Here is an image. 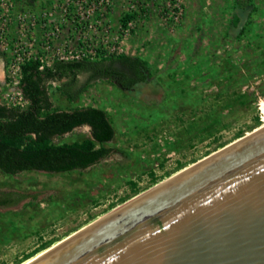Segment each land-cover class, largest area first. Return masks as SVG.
Here are the masks:
<instances>
[{
	"label": "rangeland",
	"instance_id": "rangeland-1",
	"mask_svg": "<svg viewBox=\"0 0 264 264\" xmlns=\"http://www.w3.org/2000/svg\"><path fill=\"white\" fill-rule=\"evenodd\" d=\"M10 1L14 7V20L9 30V39L14 43L23 30L26 35L24 41L35 39L40 46L49 41L54 47L67 51L94 53L95 49L101 47L107 51L142 57L156 69H163L169 57L167 54L182 46L181 53H186V56L174 78L166 74L160 76L171 92L178 93L180 89L191 92L197 103L201 102L197 100L201 99L197 95L214 96L220 87L229 91V74L238 73L234 75V79L238 80L247 74L253 56L264 57V42L248 44L247 40L235 43L225 41L222 37L227 22L224 23L223 19L219 21L221 26L214 25L205 29L194 27L196 17L192 19L188 15L193 12V7L201 11L202 15L198 14L197 18L199 15L202 18L205 16L211 22L213 18L216 24L215 18H222V14L216 16L215 11L212 12L224 0H179L182 14L173 26L161 18V10L168 0ZM257 2L260 3L259 0ZM231 3L232 0L227 6ZM259 8L261 15L255 33L262 35L264 1L259 4ZM226 9L229 13H223V17L228 20L231 10L230 7ZM18 14L26 15L27 26H20L16 18ZM126 14L133 16V20L128 21L132 23L128 35L123 32L127 26L121 27V20ZM29 20H35L34 27L30 26ZM186 23H191L192 28L186 29ZM36 51L39 53L38 49ZM10 60L9 54L6 62L0 60V83L7 76ZM225 63L232 70L225 71ZM87 77V74L79 75V83ZM238 91L249 95L246 106L234 107L233 111H218L221 125L216 127L213 137L203 141L195 139L191 144L185 142L179 149H174L169 146L173 145L179 133H183L178 118L183 120L187 117H178L179 113L170 109L158 111L156 103L162 92L154 79L127 92L117 90L106 81H94L76 106L104 108L116 132L115 139L109 145L127 152L130 159L114 153L83 172L71 174L27 172L8 177L0 173V192L15 191L30 196L15 207L0 208V215L20 212L21 217H13V222L27 225L33 232H37L24 239L0 242V264H16L42 244L60 241L105 214L111 205L119 206L122 198L132 195L130 183H135L137 189L143 192L153 186V179L159 183L191 165L193 161L197 162L206 154L213 153L218 145L233 142L238 131L248 134L254 127L256 116L260 117L262 126L264 71L252 73L247 81L238 86ZM187 100L184 102L188 103ZM51 101L62 109L71 107L54 89H51ZM88 136V127H82L55 141L73 142ZM180 167L183 168L178 170ZM29 202L33 205L24 208Z\"/></svg>",
	"mask_w": 264,
	"mask_h": 264
},
{
	"label": "trees",
	"instance_id": "trees-1",
	"mask_svg": "<svg viewBox=\"0 0 264 264\" xmlns=\"http://www.w3.org/2000/svg\"><path fill=\"white\" fill-rule=\"evenodd\" d=\"M263 1L259 0L260 3ZM259 4L256 0H232L231 5L228 6L231 12L227 29L222 38L233 43L247 40L248 44H262L264 32L262 35L255 33V26L261 15ZM145 12L146 10L143 13ZM131 20H133L132 15H124L121 27L125 28ZM181 50L182 46L174 49L166 59L163 69H156L142 57L109 53L101 47L95 49L94 57L85 56L67 62L55 61L50 67L42 69L38 60L33 58L24 60L20 66L18 88L28 102L27 106L9 107L0 102V173L8 177L27 172L71 174L83 172L114 153L130 159L127 152L109 145L115 139L116 132L104 108L76 106L83 93L96 80L106 81L117 90L127 92L139 84L149 83L154 79L162 92L159 102L156 103L158 111L164 112L170 109L179 113L178 117H187L183 120L175 117L182 124L183 133L178 134L176 141L169 148L179 149L185 142L191 144L195 139L203 141L213 137L214 130L221 125L218 111L226 109L233 111L234 107L246 106L249 95L240 93L238 86L247 81L252 73L264 71V57L253 56L248 64L247 74L239 77L238 80L234 79V75H239L238 73L229 74L231 87L229 91L220 87L219 92L214 96L197 95L201 98H197L201 101L197 103L196 97L192 96L191 92L187 93L183 89L178 93L171 92L168 84L160 76L166 74L167 77L174 78L181 67L182 59L186 56ZM0 60L7 61V54L1 49ZM227 65L225 63L223 68L229 72L232 69ZM81 74H87L88 77L84 82L79 83L78 76ZM52 83L56 85L53 86ZM51 89L64 97L71 107L62 109L55 106L51 101ZM185 100L188 103L184 102ZM260 125V117L256 116L254 127L250 131ZM82 127H88V137L73 142L55 141ZM242 136H244L243 131H238L234 140ZM227 144L218 145L214 151ZM156 183L153 179L152 185ZM130 186L132 195L122 198L118 205L142 191L137 189L135 183H130ZM28 198L30 196L25 193L0 192V208L15 207ZM32 205L33 203L29 202L24 208ZM115 207L116 205L113 204L107 211ZM18 216L21 217L20 212L0 215V242H9L15 238L24 239L37 233L27 225L14 223L12 218ZM54 243L50 241L42 244L16 264H21Z\"/></svg>",
	"mask_w": 264,
	"mask_h": 264
},
{
	"label": "water",
	"instance_id": "water-1",
	"mask_svg": "<svg viewBox=\"0 0 264 264\" xmlns=\"http://www.w3.org/2000/svg\"><path fill=\"white\" fill-rule=\"evenodd\" d=\"M122 205L28 264H264V128Z\"/></svg>",
	"mask_w": 264,
	"mask_h": 264
},
{
	"label": "built area",
	"instance_id": "built-area-1",
	"mask_svg": "<svg viewBox=\"0 0 264 264\" xmlns=\"http://www.w3.org/2000/svg\"><path fill=\"white\" fill-rule=\"evenodd\" d=\"M13 5L10 0H0V49L6 54H9L11 60L8 66L7 76L0 83V102L9 107L25 108L28 102L24 99L20 89L18 88L20 77V66L24 60L36 59L40 63V69L50 67L55 61H73L79 60L82 57H94L93 51H67L61 47H54L52 43L46 41L42 46L36 43L33 39L31 42L24 41L26 36L23 30L20 32V37L14 43L9 39V30L14 20L12 9ZM162 20L169 21L173 26L182 14V5L179 0H168L163 5L161 10ZM145 13H143V16ZM17 20L21 23V27L27 26L26 15L18 14ZM31 27H34L35 20H29ZM132 23H128L123 30L125 35H128ZM33 48L35 51L33 52ZM36 49L39 50L36 51ZM109 53L120 54L117 51H108Z\"/></svg>",
	"mask_w": 264,
	"mask_h": 264
},
{
	"label": "crops",
	"instance_id": "crops-1",
	"mask_svg": "<svg viewBox=\"0 0 264 264\" xmlns=\"http://www.w3.org/2000/svg\"><path fill=\"white\" fill-rule=\"evenodd\" d=\"M229 1L230 0H224L223 2H221L220 3V5H216V7H217V9H214L213 10V12L212 13H214V11H215V14H216V16H218L219 14H222L221 15V17L222 18H215V20H216V24L214 23V20H213V18H212V22L211 21H209V20H207L206 19V17L204 16L203 18H202V14H201V11H200V9L198 8H196V9H194V7H193V12H191V13H189L188 15L190 16V18H192L193 19V17L195 16L196 17V22L194 23L195 25H194V27L196 28V29H205V28H210V26H214V25H216V26H221V22H219V21H222L221 19H223V22L225 23V22H228V20L225 18V16L223 17V13H224V15H226V14H228L229 13V10H224L225 8H227L228 6L227 5H229L228 3H229ZM224 8V9H223ZM187 13H188V11H187ZM226 13V14H225ZM198 14H201V15H199V18H197L198 17ZM211 15V14H210ZM205 21H204V20ZM185 20H187V17L185 16ZM223 23V24H224ZM184 24V23H183ZM191 23H186V29H191L192 28V26L190 25ZM223 26V25H222ZM225 27V26H224ZM144 28V27H143ZM227 29V28H226ZM138 35L139 36H141V32H139L138 33ZM141 38V37H140ZM139 41H143L142 39H139ZM174 50H172L171 51V53L173 52ZM155 53V52H154ZM171 53H168L167 55H170Z\"/></svg>",
	"mask_w": 264,
	"mask_h": 264
},
{
	"label": "bare ground",
	"instance_id": "bare-ground-1",
	"mask_svg": "<svg viewBox=\"0 0 264 264\" xmlns=\"http://www.w3.org/2000/svg\"><path fill=\"white\" fill-rule=\"evenodd\" d=\"M263 121H264V117H263ZM263 128H264V124L261 126V129H263ZM258 130H259V129H257L256 131H258ZM159 185H160V184H159ZM161 185H162V184H161ZM140 197H141V196H140ZM135 199H137V198H135ZM131 201H132V200H131ZM124 205H126V204H124ZM121 207H123V205H122V206H119L118 208H116V209L113 210L112 212H109V213L106 214V215H104V214L101 215L100 217H98V219H97V218H96V220L94 219L95 221H93V222L91 221L90 224H88V225H87V224L84 225V228H82L81 230H79V231H77V232H73V233H71V234H70L71 236H69V237L66 236L65 238L61 239L62 241H57V242H55V243L53 244L52 247H50V248H48V249H45V250L39 252L38 254H36V255H34L33 257H31V258L25 260V261L22 262L21 264H28V263L34 261V260H35L36 258H38L40 255H42V254L48 252L49 250L53 249L54 247L58 246L59 244L65 242L66 240L70 239L71 237L77 235L78 233H80L81 231L87 229V228L90 227L91 225H94V223H97L98 221H101L102 219L108 217V216L111 215L112 213H115L116 211H118L119 209H121Z\"/></svg>",
	"mask_w": 264,
	"mask_h": 264
}]
</instances>
